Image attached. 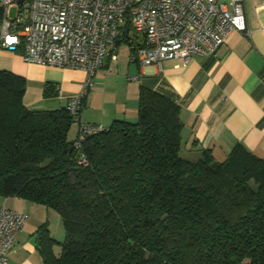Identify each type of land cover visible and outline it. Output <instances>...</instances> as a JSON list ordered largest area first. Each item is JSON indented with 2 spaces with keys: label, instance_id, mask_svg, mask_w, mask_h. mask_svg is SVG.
<instances>
[{
  "label": "trees",
  "instance_id": "1",
  "mask_svg": "<svg viewBox=\"0 0 264 264\" xmlns=\"http://www.w3.org/2000/svg\"><path fill=\"white\" fill-rule=\"evenodd\" d=\"M25 90L0 69V197L61 218L63 241L46 223L36 231L43 264H264V158L242 144L222 161L207 149L183 157L180 105L145 87L134 121L114 120L76 151L66 105L29 109Z\"/></svg>",
  "mask_w": 264,
  "mask_h": 264
},
{
  "label": "crops",
  "instance_id": "2",
  "mask_svg": "<svg viewBox=\"0 0 264 264\" xmlns=\"http://www.w3.org/2000/svg\"><path fill=\"white\" fill-rule=\"evenodd\" d=\"M244 11L247 31L230 33L213 55L192 56L187 63L178 52L160 66L141 65L130 60L128 44L125 49L119 44L115 61L106 56L93 76L83 101L82 121L105 127L116 119L134 121L139 89L145 87L180 105L182 152L188 159H197L207 149L222 161L236 144L264 158V0H244ZM0 69L25 78L23 103L29 109L65 106L85 78L79 69L26 62L18 53L5 50L0 51ZM76 133L74 125L71 138ZM3 201L27 214L9 261L43 264L36 231L46 223L49 235L58 241L55 235L61 231L51 227L50 209L19 197H0ZM52 218L57 225L60 217ZM57 247H53L56 254Z\"/></svg>",
  "mask_w": 264,
  "mask_h": 264
},
{
  "label": "built area",
  "instance_id": "3",
  "mask_svg": "<svg viewBox=\"0 0 264 264\" xmlns=\"http://www.w3.org/2000/svg\"><path fill=\"white\" fill-rule=\"evenodd\" d=\"M0 9V51L85 73L81 90L66 103L77 127L76 151L105 129L82 121L83 101L105 57L115 61L116 42L127 27L130 60L158 66L178 52L183 63L213 55L230 33L247 31L244 0H0ZM76 163L88 164L82 152ZM26 218L0 203V264H12L9 255Z\"/></svg>",
  "mask_w": 264,
  "mask_h": 264
},
{
  "label": "rangeland",
  "instance_id": "4",
  "mask_svg": "<svg viewBox=\"0 0 264 264\" xmlns=\"http://www.w3.org/2000/svg\"><path fill=\"white\" fill-rule=\"evenodd\" d=\"M13 14H14V9L11 10V15H13ZM120 45L122 46V49H125L126 47H128L127 44L124 43V42L120 43ZM120 56H122L123 58L126 57L125 54H124V52H123V53H120ZM116 58H117V53H116ZM132 65H133V64H132ZM73 129H74V125L71 126L70 135L72 134ZM181 155H182L183 157L185 156V158H187V157H186L187 155H186L185 152H182ZM199 157H200V155H199ZM191 160H193V159H191ZM7 206H8V205H7ZM50 211H51V212H50V213H51V215H50V220H51V222H52L51 227H60V228H61V231H59V233H56L57 235H55L56 238L59 239V241L61 242V241L64 240V236H65V231H64V229H63V225H62L61 218H60V221H57V225H56V222H54V220H53V218H52V215H55L56 217H57V216L59 217V215H58L57 213H55L54 211H52V210H50ZM61 234H62V236H60ZM57 250L59 251V250H60V247H57Z\"/></svg>",
  "mask_w": 264,
  "mask_h": 264
},
{
  "label": "water",
  "instance_id": "5",
  "mask_svg": "<svg viewBox=\"0 0 264 264\" xmlns=\"http://www.w3.org/2000/svg\"><path fill=\"white\" fill-rule=\"evenodd\" d=\"M23 0H19V2H22Z\"/></svg>",
  "mask_w": 264,
  "mask_h": 264
}]
</instances>
